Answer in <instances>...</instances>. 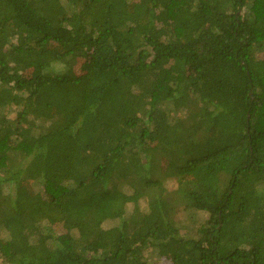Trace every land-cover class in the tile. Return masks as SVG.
<instances>
[{"label":"trees","instance_id":"obj_1","mask_svg":"<svg viewBox=\"0 0 264 264\" xmlns=\"http://www.w3.org/2000/svg\"><path fill=\"white\" fill-rule=\"evenodd\" d=\"M151 250L264 264V0H0V264Z\"/></svg>","mask_w":264,"mask_h":264},{"label":"rangeland","instance_id":"obj_2","mask_svg":"<svg viewBox=\"0 0 264 264\" xmlns=\"http://www.w3.org/2000/svg\"><path fill=\"white\" fill-rule=\"evenodd\" d=\"M80 65L81 63L78 61L74 63L73 65V69L75 72H79L80 71ZM55 68V72H60L64 70V65L61 64H56L54 66ZM16 115V110L13 109L11 110V116L14 117ZM172 166L170 165V163L168 161H164L163 164V173L166 177H170L169 173L172 171ZM168 185L170 187V189H172V191L176 190L177 186H178V182L177 180H169ZM130 186H126V188H129ZM39 190V189H37ZM141 208L143 211H147L148 209V200L144 199L141 201L140 204ZM129 209L133 210L132 206L130 205L128 207ZM208 218L207 213L205 212H186V211H180L176 217V220L179 224V226H184L186 228V231H188V233H184L186 235H183L184 237H196V235L199 232V229L201 228V225H203L206 221V219ZM111 225L109 223L105 224V227H110ZM58 233H65L66 230L62 227V226H58L56 228ZM148 257H149V262L150 264H171L167 261H163L161 260L160 256H159V252L157 250H151L148 253Z\"/></svg>","mask_w":264,"mask_h":264}]
</instances>
